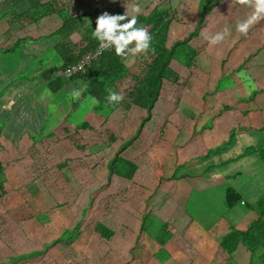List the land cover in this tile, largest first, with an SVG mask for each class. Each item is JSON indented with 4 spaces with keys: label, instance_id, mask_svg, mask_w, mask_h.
I'll return each mask as SVG.
<instances>
[{
    "label": "crops",
    "instance_id": "crops-1",
    "mask_svg": "<svg viewBox=\"0 0 264 264\" xmlns=\"http://www.w3.org/2000/svg\"><path fill=\"white\" fill-rule=\"evenodd\" d=\"M59 1L63 0H0V142L48 135L66 116L87 121L89 114L100 110L89 95L72 97L74 90L83 91V81L61 75L64 61L57 49L62 20L48 7ZM160 1L132 0L124 9L139 3L145 13ZM200 4L201 0H167L164 6L177 14L180 7L195 13ZM217 12L197 28L193 21L187 25L190 33L199 28V44L192 47L200 49L199 58L167 121V141H177L179 148L184 144L183 151L174 152L187 168L183 174L187 186L181 193L175 190L180 186H174L172 202L185 219L186 240L178 252L183 263L177 264H258L262 250L250 253L239 246L228 257L219 242L231 230L243 229L262 216L264 167L258 152L264 148V21L244 37L235 26L251 11ZM89 17L82 24L92 29ZM181 23L172 22L169 33L180 30ZM225 27L231 36L215 46L201 34ZM82 36L81 29L70 40L79 44ZM174 60L175 56L170 67ZM56 80L61 86L52 91L48 84ZM228 188L241 199L233 207L226 203Z\"/></svg>",
    "mask_w": 264,
    "mask_h": 264
},
{
    "label": "rangeland",
    "instance_id": "rangeland-1",
    "mask_svg": "<svg viewBox=\"0 0 264 264\" xmlns=\"http://www.w3.org/2000/svg\"><path fill=\"white\" fill-rule=\"evenodd\" d=\"M86 1L55 2L52 10L72 11ZM108 6L104 3L99 15L111 13ZM178 12L173 11L172 22L183 26L170 31L169 39L186 41L175 51L171 69L187 80L200 51L192 48L199 44V28L189 37L187 25L210 21L213 10L202 21L201 4L195 13L183 7ZM132 83L124 74L108 90L125 95ZM175 87L164 81L150 111L100 107L89 114L88 128L79 131L78 145L52 133L0 142V264L183 263L178 252L186 240L184 212L172 202L175 190L187 186L184 159L175 154L184 144L179 148L177 141H167V121L178 102ZM129 165L135 169L126 177ZM99 224L114 233L108 244L93 233Z\"/></svg>",
    "mask_w": 264,
    "mask_h": 264
},
{
    "label": "trees",
    "instance_id": "trees-1",
    "mask_svg": "<svg viewBox=\"0 0 264 264\" xmlns=\"http://www.w3.org/2000/svg\"><path fill=\"white\" fill-rule=\"evenodd\" d=\"M132 0H88L77 9L60 13L52 10L53 13L59 14L62 25L58 32L61 35L62 43L57 49L59 55L64 61L63 70H66L72 64L76 63L84 55L90 54L98 45V41L93 39L92 32L96 26V19L99 16L101 7L104 3L112 6V15H123L125 13L124 5L130 4ZM54 3L49 4L53 8ZM108 6V7H110ZM148 10V9H147ZM230 11L238 15L247 14L251 9L235 3V0H201V17L200 21L210 11ZM76 11V13H75ZM171 10L167 6H154L140 15H138V26L143 25L148 28L151 36V47L146 55H140L135 58H129L126 62L121 57L115 55L113 50L102 53L95 57L85 67L83 71H78L71 78L79 79L85 83L81 92V97L89 95L99 103L100 107L119 106L124 110L135 107L150 111L159 99L164 81H170L175 84L174 92L179 96L180 91L186 85V78H181L170 67L175 56V51L179 45L183 44L186 39L173 41L169 39V28L172 23ZM90 16L93 20V28L84 27L82 19ZM82 29V40L75 44L70 40L72 33ZM198 30L189 34V37L195 35ZM134 59V62H133ZM193 62V60H192ZM196 63V62H195ZM129 74L132 85L125 91L124 100L117 104H109L107 96L108 87L115 81ZM56 80L54 83L49 82L48 86L52 91L60 88L61 82ZM178 99V97H177ZM99 107V108H100ZM88 128L86 119L74 120L66 116L61 123L51 132L60 137H66L74 145H78L79 131ZM50 133V134H51ZM34 137L28 138L32 140ZM259 159L264 167V148L259 152ZM130 168L126 173L129 177L135 166L129 165ZM1 169V164H0ZM240 197L234 190L228 188L226 191V203L228 207H233L240 201ZM246 207H250L247 203ZM259 214L261 217L250 221L243 229L231 230L219 242L220 248L230 257L234 254L239 246H243L250 253L258 249L262 250L259 260L264 264V198L261 200ZM94 235L108 244L113 236V231L103 224L95 226Z\"/></svg>",
    "mask_w": 264,
    "mask_h": 264
},
{
    "label": "clouds",
    "instance_id": "clouds-1",
    "mask_svg": "<svg viewBox=\"0 0 264 264\" xmlns=\"http://www.w3.org/2000/svg\"><path fill=\"white\" fill-rule=\"evenodd\" d=\"M235 3L251 9L250 14L243 20L236 23L235 31L246 37L249 31L261 21H264V0H235ZM123 15H112L104 12L96 19V26L92 32L93 39L98 41L99 55L105 50H113L115 55L121 57L126 62L129 58H135L140 55H146L151 47L152 36L147 27L138 26V15L142 14V7L139 3H134L125 8ZM202 36L213 46L221 44L225 39L231 36V30L228 27L223 28L215 34L201 33ZM134 62V59H133ZM83 64L69 70L71 75L75 71H82ZM80 90H74L72 97L79 99ZM109 104H117L124 100L123 93L109 91L107 96Z\"/></svg>",
    "mask_w": 264,
    "mask_h": 264
},
{
    "label": "built area",
    "instance_id": "built-area-1",
    "mask_svg": "<svg viewBox=\"0 0 264 264\" xmlns=\"http://www.w3.org/2000/svg\"><path fill=\"white\" fill-rule=\"evenodd\" d=\"M99 47V44L96 46V48L93 50V52H91L90 54H87V55H84L82 58H80L76 63L72 64L71 66H69V68H67L66 70H63L61 72V75L64 77V78H71L73 76V74L75 72H78V71H75L73 72L71 75L68 74L69 70L72 69V68H76L78 67L79 65L83 64V70L85 69V67L91 62V60L95 57H98L100 56L102 53L104 52H108L110 50H105L103 51L102 53H100L99 55L97 54V49ZM82 70V71H83Z\"/></svg>",
    "mask_w": 264,
    "mask_h": 264
}]
</instances>
